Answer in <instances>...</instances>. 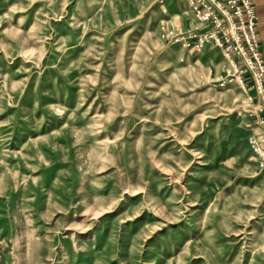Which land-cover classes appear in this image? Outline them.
I'll return each instance as SVG.
<instances>
[{"label": "rangeland", "instance_id": "obj_1", "mask_svg": "<svg viewBox=\"0 0 264 264\" xmlns=\"http://www.w3.org/2000/svg\"><path fill=\"white\" fill-rule=\"evenodd\" d=\"M176 1L0 0V264H264L249 90Z\"/></svg>", "mask_w": 264, "mask_h": 264}, {"label": "built area", "instance_id": "obj_2", "mask_svg": "<svg viewBox=\"0 0 264 264\" xmlns=\"http://www.w3.org/2000/svg\"><path fill=\"white\" fill-rule=\"evenodd\" d=\"M196 25L181 36L185 46L200 50L219 47L245 92V113L255 129L248 136L250 151L264 171V57L259 49L256 14L251 0H187ZM171 33V32H170ZM176 40V39H175Z\"/></svg>", "mask_w": 264, "mask_h": 264}, {"label": "crops", "instance_id": "obj_3", "mask_svg": "<svg viewBox=\"0 0 264 264\" xmlns=\"http://www.w3.org/2000/svg\"><path fill=\"white\" fill-rule=\"evenodd\" d=\"M176 2H178V0ZM251 2L254 6L256 13V30L260 44L259 49L262 56L264 57V0H251ZM172 6H175L173 9L180 8L179 3H173Z\"/></svg>", "mask_w": 264, "mask_h": 264}]
</instances>
